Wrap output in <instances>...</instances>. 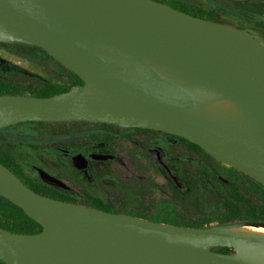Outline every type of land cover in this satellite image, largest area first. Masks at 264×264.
<instances>
[{
  "label": "water",
  "instance_id": "obj_1",
  "mask_svg": "<svg viewBox=\"0 0 264 264\" xmlns=\"http://www.w3.org/2000/svg\"><path fill=\"white\" fill-rule=\"evenodd\" d=\"M0 34L42 48L82 80L49 96L0 94V128L87 121L158 130L199 145L264 187V138L232 135L216 118L228 112L200 95L264 124V45L244 29L159 0H0ZM72 161L86 166L78 155ZM0 195L42 226L36 233L0 227L5 264H256L228 255L237 244L264 245V237L230 231L263 224L178 226L109 212L37 193L2 162Z\"/></svg>",
  "mask_w": 264,
  "mask_h": 264
},
{
  "label": "rangeland",
  "instance_id": "obj_2",
  "mask_svg": "<svg viewBox=\"0 0 264 264\" xmlns=\"http://www.w3.org/2000/svg\"><path fill=\"white\" fill-rule=\"evenodd\" d=\"M163 1L168 2L169 0ZM182 1L194 3L204 8L217 9L220 13V21L224 23L237 26V20L243 21L244 30L264 45V29L255 24L264 20V11L257 12L239 6V2L243 0ZM257 1L264 2V0ZM239 17L242 19H239ZM14 44L13 42H7L5 46H0V76L2 78L21 87L37 85L40 79H50L58 83L66 81L67 72L64 69H60L49 61L26 56ZM63 122L57 125L43 122L33 128L23 125L21 128L26 127L28 129L30 127L32 129H30L31 132H25L22 135L0 131V140L21 141L25 146H20V152H16L21 160H24L25 163L33 162L40 167H42L40 164H43L46 168L53 170V168L56 169L59 166L58 159L52 157L53 155L56 156L55 149L50 147L91 142L85 134L81 135L75 130L78 125L84 127H92V125L88 123L74 124L72 121ZM60 129H64L66 132H61ZM160 139L167 143L164 165L170 164L173 167V161L182 157L186 151L184 144L178 143V140L171 135L157 132L133 135L132 141L120 142L123 154H130L132 151V162L124 160L121 156L123 154H121L114 161L91 164V170L97 173V181L103 190L108 192L116 211L132 216L141 214L148 217L149 220L178 226H188L191 221L196 219L207 221L209 226L248 222V218H243L242 221L235 219L236 221L233 222H225L223 219L225 216L224 209L206 187L202 188L201 186L199 189L198 200L194 199V196L188 198L183 194L178 195L175 187L160 166L155 164L153 157L143 149V146L147 145L148 142H157ZM26 142H33L38 150L29 148V146H26ZM25 169L31 172L29 166H26ZM68 169H70L69 166ZM57 172L61 173L59 170ZM219 173L221 178L230 181L236 180L243 189L249 190L254 195L255 183L250 180L249 176L233 167H220ZM199 198H201L200 201ZM219 247L222 246H214L212 249L217 250Z\"/></svg>",
  "mask_w": 264,
  "mask_h": 264
},
{
  "label": "trees",
  "instance_id": "obj_3",
  "mask_svg": "<svg viewBox=\"0 0 264 264\" xmlns=\"http://www.w3.org/2000/svg\"><path fill=\"white\" fill-rule=\"evenodd\" d=\"M165 2L163 0H159ZM173 8L185 11L194 16H199L209 20L220 21V13L215 8H204L194 3L182 1V0H169L165 2ZM239 6L250 9L252 11L263 12L264 2L257 0H243L239 2ZM239 19H242L239 17ZM259 28L264 29V20L255 23ZM237 27L244 29V23L241 20H237ZM252 27V25H251ZM7 41L0 40V46H5ZM26 56L37 57L43 61H49L55 64L60 69H64L67 72L66 81L58 83L50 79H40L39 83L34 86L26 85L21 87L20 85L13 83L9 80H5L0 76V94L14 93V94H30L36 96H49L58 92L68 90L70 87L82 83V80L73 72L61 65L52 56L47 54L42 48L38 46L15 43ZM74 124H84V121H72ZM36 123L42 124L41 121H25L13 124L12 126H18L19 124ZM50 124H62L60 122H48ZM102 124L103 123H94ZM1 129V128H0ZM61 132H66L64 129H60ZM77 132V130H75ZM178 139V143L184 144L186 149L182 157L176 159L174 166L170 164L167 166L159 163L158 165L163 170L165 175L169 178L175 191L178 195H185L188 198L198 200L199 189L206 187L211 191L214 198H216L225 211V222H233L243 218H248L249 224H263L264 225V187L257 181L250 178L255 183V192L252 195L249 190L243 189L239 183L234 180H225L219 175L220 167H230L222 164L209 154H207L199 145L186 140L185 138L175 136ZM8 146L15 145V140H10ZM6 145L5 141L0 140V162L10 168L17 176H19L23 182L32 188L34 191L53 197L60 200H67L61 196L58 191V187L48 183H41L39 180H35L26 174L21 158L18 154L11 152L10 148L2 147ZM201 198H199L200 201ZM92 207L109 211L118 212L113 209V206L105 203L102 199L96 197L93 198ZM137 217L148 218L144 215H138ZM149 219V218H148ZM236 219V220H235ZM152 220V219H150ZM244 221V220H243ZM244 223V222H236ZM188 226L192 227H205L209 226L207 221L196 219L191 221ZM0 227L11 232L18 233H36L42 229V226L35 220L30 218L22 208L0 195ZM217 251L222 253L232 252L231 247L222 246L217 248ZM233 253V252H232ZM0 264H5L0 260Z\"/></svg>",
  "mask_w": 264,
  "mask_h": 264
},
{
  "label": "flooded vegetation",
  "instance_id": "obj_4",
  "mask_svg": "<svg viewBox=\"0 0 264 264\" xmlns=\"http://www.w3.org/2000/svg\"><path fill=\"white\" fill-rule=\"evenodd\" d=\"M87 123L92 125V127H84L83 125L82 126L78 125L76 127V130L77 132L81 133V135L85 134V136H87V139L89 141L91 140V142L86 141L81 144L72 143V145H67V146L54 145L50 147L55 149L54 153L56 156L53 155L52 157H55L56 160L58 159L59 168L56 167V169L53 168V170H51L49 168H46L43 164H40L42 166L40 167L33 162L25 163L24 160H21V163L23 164L26 174L35 180H39L41 183L44 182L48 183V182L45 181L40 176L38 169H42L48 174L62 181L65 184L64 187L58 185L55 186L59 188L58 189V191H60L59 194L67 199L64 201H70L80 204L82 203L84 205L91 206L90 204L94 202L93 198L98 197L102 199L105 203L112 205L113 209L116 210L114 203L109 198L110 196L108 192H106V190H103V188L100 186V183H98L97 173L91 170V164L99 163V162L108 163L116 160L118 156L124 153L122 150V146L120 145V142L132 141L133 135L145 134L149 132H157L165 135H171V134L158 130L138 128V127H121L115 124H106V123H103L105 125L94 124L96 122H87ZM12 125L5 126L1 128L0 131L13 135L14 134L22 135L25 132H31L30 129H32L34 126H39L41 124L29 123V124H19L18 126H12ZM23 125H26V127L30 126L32 128L30 127L28 129H26V127L21 128ZM171 136L175 137L176 135H171ZM2 141L6 142V145L3 144L2 147H5L7 149L10 148L13 154L15 152H20L21 149L20 146H25V144L22 143L21 141H16L14 146L7 145L9 144L8 142L10 140L2 139ZM26 146H29V148L33 150H38L36 144H34L33 142H26ZM166 148H167V143L162 139H160L157 142H152V141L148 142L147 145L143 146V149L147 151V153L151 157H153V162L157 165L159 163L164 164V159L166 157V151H165ZM97 154L110 155L111 157H108L106 159H96L93 157V155H97ZM76 155H78L84 162H86L85 167L78 168L75 166L72 159ZM123 155L121 156L123 157L124 160H129L130 162H132V151L130 152V154H123ZM18 157L20 156L18 155ZM26 166L30 167L31 172H28L25 169ZM68 166L70 167V169H68ZM57 170H59L62 174L57 172Z\"/></svg>",
  "mask_w": 264,
  "mask_h": 264
},
{
  "label": "bare ground",
  "instance_id": "obj_5",
  "mask_svg": "<svg viewBox=\"0 0 264 264\" xmlns=\"http://www.w3.org/2000/svg\"><path fill=\"white\" fill-rule=\"evenodd\" d=\"M0 40L10 41L9 37L0 34ZM202 100L214 107L221 108L228 112L217 113V120L226 127L228 132L232 135L249 138L260 139L264 138V124L256 117L244 114L240 109L236 108L233 104L219 100L214 96L205 95L200 93ZM216 120V119H211ZM231 232L247 234L252 236L264 237V226L262 225H239L230 229ZM229 258L241 261H247L256 264H264V245L263 246H250L237 244L236 250L228 255Z\"/></svg>",
  "mask_w": 264,
  "mask_h": 264
}]
</instances>
